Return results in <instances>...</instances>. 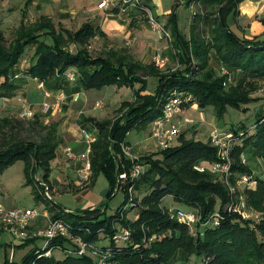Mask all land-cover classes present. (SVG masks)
Returning <instances> with one entry per match:
<instances>
[{"label":"trees","instance_id":"16d2710c","mask_svg":"<svg viewBox=\"0 0 264 264\" xmlns=\"http://www.w3.org/2000/svg\"><path fill=\"white\" fill-rule=\"evenodd\" d=\"M243 1L203 0L205 9L213 8L209 13L219 16L211 48L222 64L240 75L228 87V77L220 76L209 67L207 44L198 36L199 22L209 19L196 14L190 39H187L178 29L175 8L168 16L166 27L174 38V46L180 50L179 62L184 68L172 73H164L153 63L145 65L134 60L127 49H109L93 56L90 43L96 37H103L104 32L89 22L74 31L62 24L57 27L47 16L27 23V14L23 13L24 19L9 43L0 30V77L5 80L0 89L12 88L9 84L11 72L26 49L34 47L35 62L28 73L47 86L74 69L77 82L84 90L115 86L129 88L133 93L132 101L120 105L119 116L114 120L87 119L97 130V141L90 151L92 183L95 184L99 175L106 178L109 189L105 201L93 209L71 212L55 203L48 207L53 220H63L86 242L97 245L102 238H109L110 247H101L110 252L108 264H171L180 252L188 258H202L204 264H264V179H255L256 187H244L242 193L248 205L261 214L258 220H244L227 212L230 194L221 177L215 179L209 173L193 169L197 163L217 160V151L209 141L186 139L181 134L179 143L140 158L138 163L143 161L148 169L135 188L147 185L149 193L130 208L139 210L137 219L127 218L130 210L123 215L120 213L129 200L132 183L130 179L119 180V175L129 174L136 163L123 151V146L128 145L127 135L158 118L162 100L172 91L179 90L191 97L185 106L196 104L202 110L213 106L218 118H223L228 108L241 110L258 101L251 94L257 90L258 79H264V31L258 36L240 37L229 25L230 16L235 19L240 14L239 5ZM192 2L186 1L189 7ZM260 22L264 27V18ZM149 77L158 79L154 93H147ZM254 131L252 136L245 138L244 147L236 145L233 148L234 174L252 175L251 168L240 159L246 148L251 147L264 159V115L255 123ZM59 145L56 122H44L37 117H0V175L9 166L22 162L26 185L32 186L35 196L41 198V182L49 184L51 163ZM40 171L43 172L42 181L38 180ZM119 191L125 194L122 207L114 215L107 216V204ZM166 197H171L179 206L198 210L202 222L216 212L219 202L218 211L223 219L218 226L204 227V231L194 235L189 226L170 218L168 210L161 205ZM117 224L132 233L130 241L121 247L115 246L112 240ZM35 242L37 240L31 238L21 246ZM57 244L67 248L64 239L53 242ZM42 253L44 251L34 248L20 264H97L89 256L65 254L57 259L54 255L39 257ZM5 264L13 262L7 258Z\"/></svg>","mask_w":264,"mask_h":264},{"label":"rangeland","instance_id":"374dc122","mask_svg":"<svg viewBox=\"0 0 264 264\" xmlns=\"http://www.w3.org/2000/svg\"><path fill=\"white\" fill-rule=\"evenodd\" d=\"M140 1V6L145 7L142 5V0ZM149 3V12L151 13V16L155 18V20L162 25V21L166 16L168 17L169 14L174 11L177 14V24L178 29L181 31V33L187 38L190 39L191 35V26H193V18L196 14L201 15L203 18L207 17L209 19L208 22H205L201 20L198 24V33L207 44L208 48V55H209V67L214 69L220 76H227L228 79L226 80V86L228 87L232 83L236 82L237 79V71L236 70H230L227 66L222 64V62L217 58V55L215 54L214 50L211 48L213 44V29H215L216 25H218V14L209 13L212 11L213 8L205 9L203 0H193L190 7L187 5L186 0H146ZM252 2L256 3L259 2L260 7L262 10L255 13V15L249 19L245 20L241 17L242 13L245 9L242 8L240 10V14L234 19L232 16L229 18V25L233 30H235L238 35L241 36L242 32H246L248 27H250L251 22L246 21H260L264 18V0H251ZM12 0H6V1H0V30L4 33L5 38L7 42L9 43L13 37L14 32L20 25L21 21L24 19L23 12H24V3H20L19 5L11 6ZM12 7V8H11ZM192 7V8H191ZM62 8V7H61ZM60 6L50 3L49 13L51 17L53 18V21L55 25L57 26L58 23H63L66 27H68L71 30H77L80 25L84 22L81 21V18L78 16H75V18H72V15L67 14L65 12L60 11ZM144 12V11H143ZM217 12V9H216ZM38 13L31 12L29 15H27V19L25 21L28 23L29 21H33L37 18ZM150 14L148 12H145L144 15V25L142 27L138 28V35L132 34L131 36L127 37L117 45H119L121 48L124 47L127 49V51L132 55L134 60H142L144 61V64H149L154 62V57L160 56L165 60L164 66L161 69L164 73L168 72H175L177 70H180L184 68L180 62V50L174 46V38L168 28L162 25V32L155 31L153 29V26L150 22ZM159 16V18H157ZM159 19V20H158ZM248 23V26L246 25ZM248 32V31H247ZM168 34V36L166 35ZM242 36H245L242 35ZM250 36V35H249ZM106 40H94L90 44V51L93 56H98L101 54H104V52L108 49V46H106ZM72 51H75V47H71ZM32 55V48H28L26 52V56ZM136 57V59H135ZM25 58V57H23ZM195 62V60H194ZM225 67V70L228 71L229 75H223L222 74V68ZM69 85V82L66 80H62L60 83L57 84V86L53 87L54 90H56V94L58 92L63 91L68 97L69 92H67V86ZM82 88L78 82L73 83V87ZM158 86V79L154 77L148 78V91L151 93H154L156 88ZM55 94V96H56ZM252 98L258 99L257 102L250 103L246 106H244L241 110H237L234 108H228V111L225 113L223 118H218L216 115V112L214 110L213 106H208L205 109H200L196 104H194V107H188L185 106L186 109H189V111L181 115V113L176 117L175 122L182 125L181 128V134L185 136L186 139H200L202 141H209V137L213 131H218L219 133H230L233 132L235 135V142L237 143L239 147H244V140L246 137H250L254 134V126L257 120L264 114V82H258L257 90L251 94ZM86 98L88 101V105L82 109V111H85V113H94L96 116V119L100 120H114L119 116L118 108L120 107V104L124 100H132L133 95L130 89L123 88L118 89L115 86L104 88L102 90H84V95L82 96ZM71 98V97H70ZM55 99V98H54ZM69 100V99H68ZM67 101V100H66ZM65 101V102H66ZM53 103V102H52ZM192 106V105H191ZM66 104H63V109L61 112L55 111L53 114L55 117L48 115V117H42V119L45 122V119H48V121L52 120V118H61L64 117V113L66 111L65 109ZM185 108L183 110H185ZM182 110V111H183ZM83 114V115H84ZM9 116L21 118L20 114L9 111ZM0 117L1 113H0ZM189 120L188 123L185 121ZM245 126L244 129H240L238 127ZM152 125L151 123H147L146 125H143L140 130H133L128 135V140L132 144L131 147L129 145L123 146V151L125 155L129 153L131 157H135L134 165L132 166L129 174H121L126 175V178L123 179L119 175V180H126L130 179L131 186L129 187L133 189L132 191V197L133 201H140L143 199V197L149 193V189L147 185H141L139 189H136V184L140 179L142 178V175L146 172L148 169V166L144 164L142 161V164H139L138 161L140 158L156 153L157 151H161L159 148V144L156 138L152 137L151 134ZM248 132V133H247ZM241 133H244V136H240ZM146 138H151L150 140L151 144L154 147L149 148L147 151L142 150L139 151L136 149L135 145L143 142ZM239 139H241L239 141ZM234 142V143H235ZM179 143V137L174 140L173 144ZM130 157L129 155H127ZM242 156L245 158V163L243 162L244 159H242ZM241 162L245 165H248L252 172V175H254L255 179L263 178L264 179V159L257 155V153L251 148H246L240 156ZM140 162V161H139ZM232 164H234V158L232 157ZM140 167L141 174L137 176V178H133L134 172L137 171V167ZM23 163L17 162L8 168L0 175V183L1 185L5 186L4 196H3V203L7 208H15V207H24V208H37L40 211H43L44 208L51 207V204L55 203L58 204L63 209H69L70 211L80 210V203L77 199L78 197L75 195L77 193H80L82 191H85L87 189H90L93 187L92 183V177H91V170L90 175L88 177L81 178L78 177V181L81 183L78 185H72V190L68 187L57 185L56 186V192L54 193L53 190L51 192L52 195V203L49 204L46 200H44L42 197L37 198L33 192L32 186L26 185L25 178H24V171H23ZM52 180H56L59 177V170L53 169L52 170ZM50 174V175H51ZM215 179L218 178L215 174H211ZM243 174H234L232 178V184L234 186L235 182L238 177L242 176ZM43 172L40 171V179H42ZM84 176V175H81ZM63 182V181H61ZM64 183V182H63ZM73 183V182H72ZM95 187L92 190V200L97 202V206L100 205L105 201V193L108 186V182L106 178L101 175L100 177H97V180L95 182ZM223 186H226L225 184ZM255 185H253L254 187ZM256 187V186H255ZM237 193L235 197H230V202H235L236 208L234 206V209L232 211H229L228 205H227V212L234 213L239 215L242 219H250L251 221H254L256 216H260L261 214L254 210L252 207L248 205L246 202V199L244 197L243 193V186H236ZM228 189V187H227ZM229 191V189H228ZM1 193V192H0ZM85 193V192H84ZM130 193V192H129ZM131 196V195H130ZM130 198V197H129ZM243 198V199H242ZM125 199V194L123 191H119L116 196L111 199L107 204L106 209V215L112 216L116 213V211L122 207V204ZM245 200V207L241 205V202ZM129 204V200L123 205V207L120 210V213H127L128 210H123L124 206ZM165 209L169 211V209H175V207H179V205L172 200L171 197H166L165 200L161 204ZM219 202L216 206V212L219 209ZM96 207V206H95ZM93 207V208H95ZM182 209L186 211H195L198 212V210L194 208H189L186 206H180ZM92 206L88 207L87 209H93ZM49 209V208H48ZM139 210L132 209L127 213V218L133 220L138 215ZM49 217L51 218V213L49 211ZM199 214V212H198ZM47 219L40 218L38 219L31 227H30V233L31 235L38 234L41 230H45L47 227ZM201 221V217H200ZM41 223L40 229H35L33 226L37 223ZM207 222V221H206ZM206 222H200V224H196L194 226V232H202L204 231V223ZM117 229L121 228V224H117ZM37 240L32 245H28L26 247H22L21 245L23 242H20L18 240H14L10 237V235L6 233H0V244L2 245L0 247V264H5L6 259L8 258L10 261L13 262V264H20L21 260L25 255H27L29 252L33 251L34 248L42 249L44 241L41 240V236L37 237L34 236ZM126 242H121L118 244V247L124 246ZM97 245L101 248H109L111 245V240L109 238H102V240L97 243ZM178 254V253H177ZM62 255H65L63 253L54 252L55 258L59 259L62 258ZM171 264H204L202 258H198L196 256H192L190 258L187 257V255H184L183 253L178 254Z\"/></svg>","mask_w":264,"mask_h":264},{"label":"crops","instance_id":"0c3cea01","mask_svg":"<svg viewBox=\"0 0 264 264\" xmlns=\"http://www.w3.org/2000/svg\"><path fill=\"white\" fill-rule=\"evenodd\" d=\"M104 1L105 0H12L11 6L24 3L23 13H26L27 15H29V13L31 12L36 11L38 13V16L35 20L29 21L31 23L39 19L41 16H47L53 20V18L49 13L50 3H52V5L53 4L59 5L60 8L62 7L60 11L72 15V18L78 16L81 18V21H84L80 25V27L88 22L94 25L95 27H100L101 30L104 32V36L96 37L92 41L98 39L106 40L107 43L106 46H108V49L106 51H108L109 49H125L124 47L121 48L117 44L123 41L124 39H126L127 37L131 36L132 34L136 33V36L138 35V31H139L138 28L144 25L145 12L140 10V5L139 6L137 5L135 6L134 4L124 5L123 0H107L108 4L106 6L101 7L100 5ZM142 5L149 10L150 8L149 3L146 0H142ZM242 8L245 9L243 12L246 13L245 14L242 13L241 17L245 20L251 19L256 12L262 10L259 2L254 3L251 0L243 1L239 5V10H241ZM157 18H159V16H157ZM160 21H162V25L166 27L168 22V17L166 16L163 20ZM246 22H251L250 27L246 28L248 32L247 31L242 32L241 36L239 35L240 37L258 36L263 33L264 27L260 21L255 20V21H246ZM59 24L65 26L63 23H58V25ZM246 25L248 26V23H246ZM233 31L236 32L235 30ZM244 34L245 36H242ZM28 48L29 49L32 48V55L30 54L29 56H26L25 54ZM28 48L26 49L23 55V57L25 58L22 57L20 63L14 68V70L10 74L9 84L12 86V88L0 89V113L2 117L9 116V111H13L20 114L22 111L21 100L23 99H27V101L30 103L31 108L35 112V117L37 118L48 117L42 114V104L45 101L50 103L55 101L54 99L55 95L49 99H46L43 96V94L40 91H38L36 88L38 80L32 78L29 75L28 71L35 62L34 60L35 49L34 47H28ZM89 50H90V46H89ZM157 57H159L165 62V60L160 56ZM136 61H139L144 64V61L142 60L140 61L136 59ZM153 64L155 63L153 62ZM238 74L239 73H237V78L240 76ZM4 81H5L4 78L0 77V85H2ZM61 81H62L61 78L54 79L51 81V84L47 87L50 88L52 91L56 92V90H54L53 87L57 86V84L60 83ZM75 82H77V80ZM258 82H264V79H258ZM73 83L74 82H69V85L67 86L68 87L67 92H69V96L71 98L68 97L69 100L67 99V101L65 102L66 111L63 115L64 117L52 118V120L50 121H48V119H45V122L48 123L49 122L58 123V139L60 141V145L56 150V157L51 163V169L53 170L55 168L59 170V177L56 180L51 179L52 174L49 177V185L54 193L56 192L57 185H62L68 187L67 189L70 188L72 190L73 189L72 185H78L81 183L80 181H78V177H77L78 175L81 178L88 177L90 175V153L88 154L89 145L83 135V131L86 130L97 136V130L95 126L87 121V119L89 118L96 119L95 117L96 115L91 112L88 113L89 111L84 114L85 111H82V109L88 105L87 103L88 100L82 97L84 95V89L79 88L78 86L77 88L73 87ZM147 93H151V92L147 90ZM76 94H79V99L75 101L73 99V96ZM125 101H132V100L130 99L124 100L123 102ZM188 107H194V106L192 105ZM188 111L189 109L185 108V110L182 111L181 115L186 114ZM54 112L55 111H51L49 113V117L52 116L53 114H57ZM53 116L55 117V115ZM128 135L126 141L128 145L131 147L132 144L128 140ZM150 140L152 139L146 138L143 142L136 144L135 147L138 150V152L142 150L147 151L149 148L154 147L151 144ZM196 140H200V139H196ZM67 148H70L72 150V152L76 156L75 159H70L66 155L65 150ZM100 176L101 175H99L98 177ZM38 180L42 181L40 179V176H38ZM61 181H63L64 183ZM94 185L90 189L75 194L78 197L77 199L79 200V203L81 205L80 210L87 209L90 206H92V208L97 206L98 203L92 200L93 197L92 190L95 187ZM108 189H109V185L107 186L106 189L107 191L105 193V196L108 192ZM4 191H5V186L1 185L0 183V192L3 196L5 195ZM175 208H180V206ZM137 217L138 216H136L135 219H137ZM39 224L41 223L37 222L33 226L34 230L40 229Z\"/></svg>","mask_w":264,"mask_h":264},{"label":"built area","instance_id":"2783aa9c","mask_svg":"<svg viewBox=\"0 0 264 264\" xmlns=\"http://www.w3.org/2000/svg\"><path fill=\"white\" fill-rule=\"evenodd\" d=\"M6 1V0H0ZM124 5L134 4L135 6L140 5L139 0H123ZM108 1L105 0L101 3V7L106 6ZM192 8V7H191ZM140 10L148 12L150 14V22L153 26V29L158 32H162V25H160L146 7L140 6ZM168 36V34H166ZM154 63L159 66H164V61L159 57H155ZM223 75H229L228 71L225 70V67L222 68ZM62 80L68 82H75L77 80V72L74 69L68 70L62 77ZM38 80V79H37ZM37 90L40 91L46 99L53 97L56 92L52 91L47 87L46 83L38 80ZM68 99V96L63 92H58L55 96V101L53 103L43 102L42 104V114L47 115L51 111L61 112L63 109V104ZM73 99L76 101L79 99V94L73 96ZM191 97L186 95V93L179 90L172 91L165 99L161 102V115L151 122L152 137L156 138L161 150L168 149L172 146L175 139H177L181 133L182 125L176 123V117L182 112L185 108V105L190 102ZM22 111L20 116L26 119H32L35 117V112L31 108L30 103L27 99L21 100ZM186 123L189 120L185 121ZM83 135L89 145L88 154L91 150V145L97 141V136L86 130L83 131ZM240 136H244V133H241ZM235 135L233 132L230 133H219L218 131H213L209 137V142L217 151V160L212 162L203 161L197 163L193 166V169L199 173H211L217 176H220L226 187L229 189L230 197H235L237 190L236 186H243L248 188H254L257 182L255 181L254 175L243 174L238 177L234 186L232 184V178L234 173L232 171V151L236 146V142L233 139ZM241 139H239L240 141ZM235 142V143H234ZM66 155L70 159H75L76 156L70 148L65 150ZM127 155L134 161L135 157H131L129 153ZM243 162L245 163V158L242 156ZM137 171L132 175L133 178H137L141 174L139 166ZM121 178L125 179L126 175H121ZM42 191L41 197L46 200L49 204L52 203V189L48 183L41 182ZM133 189L130 188V198L129 204L124 206L123 210H128L135 206L134 199L132 197ZM243 199V198H242ZM245 200L241 202V205L245 207ZM229 211L236 208L235 202H231L228 205ZM67 212H71L67 210ZM49 209L46 207L43 211H40L37 208H24V207H15L7 208L3 203V195L0 193V233H6L14 240L20 242H25L28 239L41 236V240L44 241L42 249L44 253L40 254L39 257H52L54 252H61L63 254L75 255V256H89L92 257L97 264H108L110 258L109 250H102L98 245L90 242H86L80 235L73 232V228L64 222L61 219L53 220L49 217ZM171 219L178 221L179 223L186 224L190 227L192 233L194 232V226L199 224L200 215L195 211H185L180 208L169 209L168 211ZM40 218L47 219V227L45 230H41L38 234L31 235L30 227ZM256 220L259 219V215L255 217ZM223 219L219 211L215 212L209 220L204 223V227H215L218 226ZM132 233L131 230L121 226L120 229H117L113 235V243L115 246L121 242H129L131 239ZM57 239H64L67 242V248L63 249L61 245H53V242Z\"/></svg>","mask_w":264,"mask_h":264}]
</instances>
